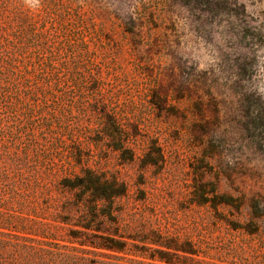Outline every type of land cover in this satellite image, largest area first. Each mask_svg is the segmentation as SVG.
Returning <instances> with one entry per match:
<instances>
[{
    "label": "rangeland",
    "instance_id": "rangeland-1",
    "mask_svg": "<svg viewBox=\"0 0 264 264\" xmlns=\"http://www.w3.org/2000/svg\"><path fill=\"white\" fill-rule=\"evenodd\" d=\"M13 1L31 13L62 11L48 32L82 51L81 80L58 62L61 81L51 85L60 95L36 103L41 116L67 106L72 128L85 106L93 133H66L61 151L80 139L109 151L105 109L137 125L134 161L96 150L90 163L129 186L117 200L125 249L68 243L84 251L80 262L264 264V233L243 228L264 214V0ZM12 17L0 9V25Z\"/></svg>",
    "mask_w": 264,
    "mask_h": 264
},
{
    "label": "trees",
    "instance_id": "trees-1",
    "mask_svg": "<svg viewBox=\"0 0 264 264\" xmlns=\"http://www.w3.org/2000/svg\"><path fill=\"white\" fill-rule=\"evenodd\" d=\"M0 9L14 13L8 25H0V264H83L75 254L84 251L68 243L125 249L117 200L128 195L129 186L115 172L90 163L96 150L98 157L102 152H126L127 159L134 161L138 148L131 130L137 125H125L119 112L105 109L96 116L109 120L113 142L108 144L109 151L95 141L91 148L83 139L68 153L61 151L66 133H93L85 106L72 128L67 106L58 113L47 109L41 116L36 114V103L41 96L59 94L57 82L51 85L53 79L61 81L58 62L72 64L81 80L83 62L78 56L82 51L78 53L71 40L57 45L58 31L48 32V24H56L52 13L64 15L62 11L31 13L13 0H0ZM77 80V90L85 89L83 81ZM156 149L163 157V147ZM145 155L150 156L149 152ZM251 216L253 228L244 226V231L263 234L264 214ZM231 247L236 252L243 249L238 244Z\"/></svg>",
    "mask_w": 264,
    "mask_h": 264
},
{
    "label": "clouds",
    "instance_id": "clouds-1",
    "mask_svg": "<svg viewBox=\"0 0 264 264\" xmlns=\"http://www.w3.org/2000/svg\"><path fill=\"white\" fill-rule=\"evenodd\" d=\"M25 2L29 4L30 6L34 7L39 3V0H25Z\"/></svg>",
    "mask_w": 264,
    "mask_h": 264
}]
</instances>
